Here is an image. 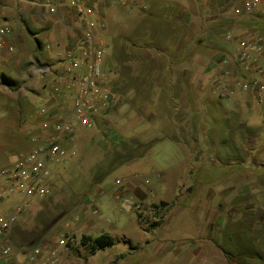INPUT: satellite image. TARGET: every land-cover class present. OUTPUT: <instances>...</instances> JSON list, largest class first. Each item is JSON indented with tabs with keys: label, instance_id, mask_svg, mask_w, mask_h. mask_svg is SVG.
I'll list each match as a JSON object with an SVG mask.
<instances>
[{
	"label": "crops",
	"instance_id": "obj_1",
	"mask_svg": "<svg viewBox=\"0 0 264 264\" xmlns=\"http://www.w3.org/2000/svg\"><path fill=\"white\" fill-rule=\"evenodd\" d=\"M55 1L0 0V26L7 29L3 41L12 47V51L0 50V141L6 139L9 149L1 153L0 148V171L12 162L15 154L30 146L37 135L29 131L33 112L44 106L55 108L63 100L59 96L51 99L48 83L63 74L67 52L79 51L76 46L82 38L81 25L68 0H57L61 20L49 15V7ZM84 1L105 22V61L109 57L113 63L119 43L121 53L153 55L162 61L164 71L156 76L159 80H144L151 77L146 75L138 78L144 85L163 86L159 90L161 99L174 102L175 113V103L191 101L190 94L181 95L177 86L192 88L206 80L209 87L216 64L229 50L224 34L231 26L228 15L237 6L235 0H137L129 7L114 0ZM116 10L121 13L118 15ZM251 17L255 22L250 27L255 28L256 23H264V10ZM130 21L137 26L128 33L125 29ZM44 44L51 49L46 51ZM137 60L148 64L147 59ZM121 61L131 64L132 59L124 57ZM36 68L45 70V82L38 80L33 71ZM38 86L42 90H37ZM64 96L69 99L71 95ZM63 105L69 106L71 101ZM43 122L42 118L36 122L40 124V140L50 132L42 128ZM192 161L191 157H184L180 164ZM256 161L257 158H249L247 162L232 160L254 168L243 165L244 169L225 172L223 176L198 168L194 177L202 179L205 188L189 190V185L181 183L166 192L161 184L153 182L152 190L160 195L161 203H165L164 197H168V202L165 207H156L162 223L155 226L152 236H156L153 240L158 245L140 264H264V162L259 164L263 169L257 171ZM136 191L139 196L146 193L143 187ZM21 199L19 194L9 197L1 210H11ZM24 215L13 232L21 227ZM185 227L187 230L183 232ZM143 233H138L136 244L141 241L148 244ZM120 242L127 249L119 255L117 264H126L127 250L143 249V244L133 246L127 237ZM22 258L19 257L20 264Z\"/></svg>",
	"mask_w": 264,
	"mask_h": 264
},
{
	"label": "rangeland",
	"instance_id": "obj_2",
	"mask_svg": "<svg viewBox=\"0 0 264 264\" xmlns=\"http://www.w3.org/2000/svg\"><path fill=\"white\" fill-rule=\"evenodd\" d=\"M240 1L234 2L238 5ZM116 13L119 15L121 11L116 10ZM253 17L242 21L238 29L251 28L255 22ZM256 24L254 29L264 34V23ZM136 26L135 21H130L125 32L134 31ZM101 40L107 42L104 30ZM120 48L119 43L113 63L108 57L103 66L116 103L111 112L92 127L78 129L66 144L67 158L51 166L49 194L32 202L25 210L21 227L13 235L14 245L22 250H28L30 244H43L59 252L62 264H117L119 255L127 249L120 241L127 237L133 241V246L143 244V249L127 250L129 254L124 263L140 264L158 245L153 240L156 238L152 236L156 229L153 225L162 223L156 209L161 208L162 200L152 190L153 182L161 184L166 192L181 183L193 190L205 188L204 181L194 177L198 168L223 176L225 172L244 167L253 169L254 166L241 162L257 158L255 170L263 169L259 164L264 162V109L243 95L231 101L219 100L210 95L205 80L192 88L177 86L181 95L190 94L191 101L175 103V113L174 102L161 99L159 90L163 86L144 85L138 78L151 76L143 79L152 81L164 71L162 61L153 55H140L148 61L144 65L138 62L140 57L136 52L126 55ZM124 57H130L131 64L122 62ZM41 86L37 90H42ZM62 99L58 105L73 101L72 96ZM7 103L5 100L6 106ZM42 108L33 112L29 128L37 138L33 137L30 146L15 154L11 161L40 141V124L36 122L41 118ZM0 143L1 153L7 152L8 141L3 139ZM184 157H191L193 161L180 164ZM157 173L160 177L155 178ZM187 173L190 174L186 176ZM141 187L146 193L139 196L136 190L140 191ZM164 198L167 203L168 197ZM126 200L138 204L140 210L125 207ZM186 230L185 227L183 232ZM142 232L148 244L142 241L136 244L138 233ZM101 234L110 235L116 243L93 255L79 243L68 249L56 247V238L62 235H72L79 240L82 235L95 238ZM23 260L21 264L25 263Z\"/></svg>",
	"mask_w": 264,
	"mask_h": 264
},
{
	"label": "built area",
	"instance_id": "obj_3",
	"mask_svg": "<svg viewBox=\"0 0 264 264\" xmlns=\"http://www.w3.org/2000/svg\"><path fill=\"white\" fill-rule=\"evenodd\" d=\"M114 1L129 7L137 0ZM68 5L82 28V38L76 46L79 51L77 54L74 49L67 52L63 58L66 63L63 74L48 83V90L51 99L70 94L73 101L69 106L57 105L54 109L44 106L39 111L44 120L42 128L50 129V132L0 171V262L20 264L19 257H23L24 264H62L61 255L55 248L35 244L22 250L15 246L13 229L34 199L49 194L51 166L67 158V142L78 129L90 128L109 114L116 103L103 70L106 43L101 40V32L105 22L84 0H68ZM260 10H264V0H241L232 10L229 16L232 28L224 34L229 50L209 78V93L222 101H231L238 95L247 96L255 106L264 109V34L254 28L238 29L242 21ZM59 11L60 3L56 0L48 14L59 16ZM6 34L7 29L0 26V50L12 51V47L3 41ZM44 49L49 51L51 47L44 44ZM33 71L39 81L46 80L45 70L36 68ZM155 177L160 175L157 173ZM17 194L22 196L21 201L3 212L2 203ZM124 206L140 210V206L131 200L124 201ZM77 243L78 238L72 235L56 238V247L68 249Z\"/></svg>",
	"mask_w": 264,
	"mask_h": 264
},
{
	"label": "trees",
	"instance_id": "obj_4",
	"mask_svg": "<svg viewBox=\"0 0 264 264\" xmlns=\"http://www.w3.org/2000/svg\"><path fill=\"white\" fill-rule=\"evenodd\" d=\"M165 203H161V207H165ZM158 223L154 224L153 227L157 226ZM18 230H14L12 233V238L14 233H17ZM79 245L84 247L91 255L96 253L97 251H103L113 247L114 239L108 234H101L98 237L91 238L90 236L82 235L79 239ZM29 246H32L31 244ZM122 256H120L121 258Z\"/></svg>",
	"mask_w": 264,
	"mask_h": 264
}]
</instances>
